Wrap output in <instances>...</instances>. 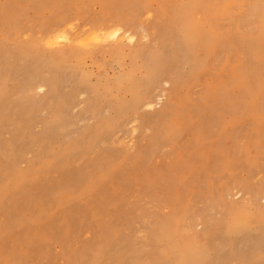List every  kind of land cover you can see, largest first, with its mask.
<instances>
[{
    "label": "rangeland",
    "instance_id": "374dc122",
    "mask_svg": "<svg viewBox=\"0 0 264 264\" xmlns=\"http://www.w3.org/2000/svg\"><path fill=\"white\" fill-rule=\"evenodd\" d=\"M0 95V264H264V0H0Z\"/></svg>",
    "mask_w": 264,
    "mask_h": 264
},
{
    "label": "bare ground",
    "instance_id": "6f19581e",
    "mask_svg": "<svg viewBox=\"0 0 264 264\" xmlns=\"http://www.w3.org/2000/svg\"><path fill=\"white\" fill-rule=\"evenodd\" d=\"M182 25H184V27H186V36H187L188 43L190 45L196 47V48H203L206 46L209 47V45L215 41L214 37H212V36H214V34L211 33V35H210L208 32H205V30L203 29V27H204L203 25H198L194 22H191L188 19H186ZM99 31H101V28ZM51 34L55 35L56 38L58 39L57 41H55L53 43L54 45L59 40L65 41L67 43H72L77 38V35L74 38L69 37L67 35L66 29H61V30L57 29L55 32H53ZM115 35H116V37L119 38V40H124V41H127L129 43L133 41V36L130 33H128L127 31H120L119 29H117V30H115ZM92 38H94V37H92ZM58 43H60V42H58ZM86 46H88V44H86ZM69 51H71V50H69ZM63 53H64V51H63ZM197 63H200V62H197ZM156 72H158V74H157V75H159L158 77H162V76H164L163 73L173 74L174 69L172 68L171 64H167L166 66L162 67V70H160V71L156 70ZM167 81H168V79L167 80L165 79V81L162 80V82H167ZM149 90L147 92L148 95L152 91V90H150V91ZM105 93H107V91H105ZM148 95H145L144 97H141V98L140 97L135 98L133 101L127 102V103H125L123 101L119 102L117 105L118 106L117 112L119 111V112H121V114L122 113L124 114V113H126L127 110L129 112L130 110L133 111L135 109H137V110L138 109H150L152 106V99ZM5 98L2 95H0V117L2 116L3 106H5ZM106 130H107V128H106ZM260 219L262 221H264V215H261ZM234 222H235L234 225L231 226V228L233 229L232 231L240 232V231L245 230L246 227H248V223H247L248 218H246L245 216L239 217ZM261 229H262L261 227H258V230H261ZM208 250H209L208 248L207 249L204 248V249H200V250H196L195 248H190V249L184 250L182 248L180 251L181 252L180 253L181 254L180 264H204V263L210 261V259L208 257L209 255H207ZM207 264H213V263L209 262Z\"/></svg>",
    "mask_w": 264,
    "mask_h": 264
}]
</instances>
